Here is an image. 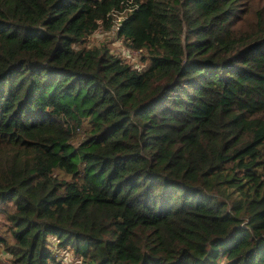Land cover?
I'll use <instances>...</instances> for the list:
<instances>
[{
  "label": "trees",
  "instance_id": "1",
  "mask_svg": "<svg viewBox=\"0 0 264 264\" xmlns=\"http://www.w3.org/2000/svg\"><path fill=\"white\" fill-rule=\"evenodd\" d=\"M52 239L264 264V0H0V254L63 264Z\"/></svg>",
  "mask_w": 264,
  "mask_h": 264
},
{
  "label": "rangeland",
  "instance_id": "2",
  "mask_svg": "<svg viewBox=\"0 0 264 264\" xmlns=\"http://www.w3.org/2000/svg\"><path fill=\"white\" fill-rule=\"evenodd\" d=\"M121 17V16H120ZM111 33V32H110ZM114 36V35H113ZM113 36H111L110 34H108V33H106V32H101V33H97V34H95L94 35V37L92 38V41H93V43H95L96 45H100V44H103V43H105L104 41L106 40V39H108V40H111V38L113 37ZM113 42V41H112ZM105 44H107V43H105ZM108 45V44H107ZM122 46L121 44H114V43H111V47H112V49L115 51V50H119V51H121V49H120V47ZM124 49H122V51H123ZM129 57H131V58H137L138 57V53H134V52H132V53H129ZM133 61V60H132ZM136 61V60H135ZM50 243H51V249H54V253H55V255H56V257L58 258V260L61 262V263H63V264H79V263H77L76 261H75V259H74V257H73V255L69 252V251H67V250H58L57 249V247H56V242L52 239L51 241H50ZM0 260H1V262H0V264H9V261L7 260V256H6V254L5 253H1L0 254Z\"/></svg>",
  "mask_w": 264,
  "mask_h": 264
}]
</instances>
